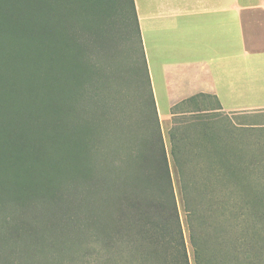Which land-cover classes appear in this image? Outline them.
Wrapping results in <instances>:
<instances>
[{
    "label": "trees",
    "instance_id": "obj_1",
    "mask_svg": "<svg viewBox=\"0 0 264 264\" xmlns=\"http://www.w3.org/2000/svg\"><path fill=\"white\" fill-rule=\"evenodd\" d=\"M113 14L125 22L130 41V28L138 35L147 68L150 113L157 123L152 136L143 137L141 143L138 136L143 135V126L138 121L131 124L135 139L123 157L114 156L117 174L98 168L96 159L100 144L97 126L100 118L108 120L107 114L97 109L95 116L84 115L91 102L100 105L92 97L96 84L104 83L94 54L105 43L101 33ZM200 97L209 96L201 93L184 103ZM216 103L215 110L221 107ZM191 109L186 111L211 108L196 103ZM115 120L118 127L124 118ZM159 121L134 0H0L1 209L7 196L20 200L35 195L20 190H40L36 195L50 196L61 190L58 182L72 181L79 208L72 230L82 243L75 252L83 255L91 245L88 251L95 264H191ZM178 127L171 131L172 139L188 137V133L179 137ZM178 142L184 145V140ZM212 145L215 149V143ZM50 156H59L61 165L45 168L46 162L41 161ZM183 165L180 161V167ZM182 180L185 184L188 179L183 175ZM260 186L256 190H264V184ZM183 192L196 264H221L210 260L211 238L205 225L228 197L222 193L207 196L206 192L205 199L195 202L191 190ZM255 214L263 218L264 210ZM14 220L3 218L1 235L3 231L17 239L37 234L32 224ZM84 238L89 239L88 244H83ZM238 245L236 264H264L259 262L264 249L254 254L252 247L240 251ZM0 261L5 258L0 256Z\"/></svg>",
    "mask_w": 264,
    "mask_h": 264
},
{
    "label": "rangeland",
    "instance_id": "obj_2",
    "mask_svg": "<svg viewBox=\"0 0 264 264\" xmlns=\"http://www.w3.org/2000/svg\"><path fill=\"white\" fill-rule=\"evenodd\" d=\"M107 25L101 33L102 36L100 35L105 43L100 45L101 51L94 54L104 83L96 84L92 97H96L100 105L91 102L89 107L87 104L84 115L95 116L97 109H102L107 114L105 119L108 120L100 118L97 126L100 144L97 146L99 151L96 152V159L100 162L98 168L117 174L114 165L118 160L114 156L123 157L127 146L135 139L131 135V124L136 125L138 121L143 126V135L138 136L141 143L143 137L152 136V130L157 123L155 116L150 113L147 68L134 27L130 28L133 32L130 41L129 31L127 32L121 17L111 15ZM85 102H88V98ZM196 103L205 104L211 109L184 113L174 116L172 120L159 121L190 262L196 264L189 241L183 190H191L195 202L220 193L228 197L223 205L216 207L219 211L205 226L211 238L210 260H219L218 263L221 264H236V244H239L240 251L246 247H252L254 254L264 251H260L264 249V217L257 218L258 215L255 214L257 210H264V190H256L257 186L264 184V128L235 126L228 116L213 109L217 103L209 97H200L190 106L194 107ZM115 118L117 121L124 118L118 122V131ZM95 123L93 120L92 125ZM176 126H180L175 129L179 137L186 133L188 137L172 139L171 131ZM181 140H184L183 146L178 142ZM212 143H215V149ZM210 146L215 151L209 150ZM116 150L119 154H116ZM43 161L46 162L43 165L45 168L61 165L59 156H50L41 162ZM180 161L184 164L182 167ZM183 175L188 179L185 184ZM198 176L205 178V181ZM220 177L223 178L219 179ZM71 182H58L57 188L61 190H55V195H36L40 190H20L22 193L33 191L35 195L20 200L9 199L8 196L4 198L2 203L6 205L3 209L0 207V225L7 216L10 220L14 218L17 223H30L38 231L33 238L22 236L17 239L7 237L2 231V235L6 237L1 238L0 227V256L5 258V262L0 261V264H9L6 259L14 264H95L88 251L92 250L91 245L87 252H82L83 255L75 252L76 247L81 248L82 243L75 235L77 232L72 230L77 225L75 212L79 208L77 209L76 200L78 193ZM205 187H208L207 190ZM206 192H209L207 196ZM88 238L90 239L89 236ZM89 239L84 238L83 244H88ZM259 258L260 263L264 261V255Z\"/></svg>",
    "mask_w": 264,
    "mask_h": 264
},
{
    "label": "crops",
    "instance_id": "obj_3",
    "mask_svg": "<svg viewBox=\"0 0 264 264\" xmlns=\"http://www.w3.org/2000/svg\"><path fill=\"white\" fill-rule=\"evenodd\" d=\"M134 1L160 122L204 93L235 126L264 128V0Z\"/></svg>",
    "mask_w": 264,
    "mask_h": 264
}]
</instances>
